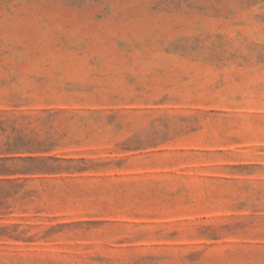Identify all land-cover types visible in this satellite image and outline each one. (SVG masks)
Returning a JSON list of instances; mask_svg holds the SVG:
<instances>
[{
    "label": "rangeland",
    "instance_id": "obj_1",
    "mask_svg": "<svg viewBox=\"0 0 264 264\" xmlns=\"http://www.w3.org/2000/svg\"><path fill=\"white\" fill-rule=\"evenodd\" d=\"M0 159V264H264V0H0Z\"/></svg>",
    "mask_w": 264,
    "mask_h": 264
},
{
    "label": "trees",
    "instance_id": "obj_2",
    "mask_svg": "<svg viewBox=\"0 0 264 264\" xmlns=\"http://www.w3.org/2000/svg\"><path fill=\"white\" fill-rule=\"evenodd\" d=\"M23 161L27 162V161H33L35 160L34 158H26V159H22ZM7 160H3V159H0V173H6V172H10V173H14V172H17L18 169H15V166H7L6 164ZM3 163V164H1ZM23 169H25L26 172L28 171H34V170H31V168H28L27 166H23ZM30 169V170H28Z\"/></svg>",
    "mask_w": 264,
    "mask_h": 264
}]
</instances>
